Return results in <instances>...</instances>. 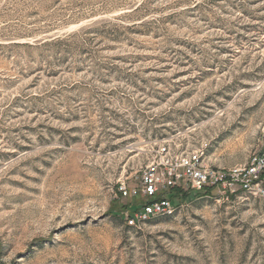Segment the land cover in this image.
<instances>
[{
    "label": "rangeland",
    "instance_id": "1",
    "mask_svg": "<svg viewBox=\"0 0 264 264\" xmlns=\"http://www.w3.org/2000/svg\"><path fill=\"white\" fill-rule=\"evenodd\" d=\"M164 144L264 151V0H0V264H264V197L127 223Z\"/></svg>",
    "mask_w": 264,
    "mask_h": 264
},
{
    "label": "built area",
    "instance_id": "2",
    "mask_svg": "<svg viewBox=\"0 0 264 264\" xmlns=\"http://www.w3.org/2000/svg\"><path fill=\"white\" fill-rule=\"evenodd\" d=\"M140 182L143 200L135 212L127 215V223L135 227L151 218L175 213L178 205L168 197L173 188L195 192L210 189L221 197L240 190L264 197V151L253 154L244 164L220 168L205 163L203 149L176 151L164 144L142 171ZM119 191L123 195L132 192L125 183Z\"/></svg>",
    "mask_w": 264,
    "mask_h": 264
},
{
    "label": "trees",
    "instance_id": "3",
    "mask_svg": "<svg viewBox=\"0 0 264 264\" xmlns=\"http://www.w3.org/2000/svg\"><path fill=\"white\" fill-rule=\"evenodd\" d=\"M201 192L202 193H213V190L207 189ZM168 197L172 200L174 204L179 205L181 201H184L188 197V192L180 188H173L169 191Z\"/></svg>",
    "mask_w": 264,
    "mask_h": 264
}]
</instances>
